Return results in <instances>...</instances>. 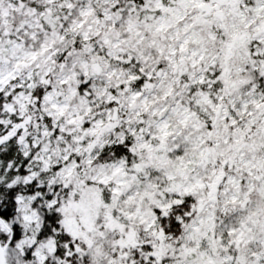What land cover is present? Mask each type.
Here are the masks:
<instances>
[{"label":"snow or ice","instance_id":"6c2138e0","mask_svg":"<svg viewBox=\"0 0 264 264\" xmlns=\"http://www.w3.org/2000/svg\"><path fill=\"white\" fill-rule=\"evenodd\" d=\"M0 264H264V0H0Z\"/></svg>","mask_w":264,"mask_h":264}]
</instances>
